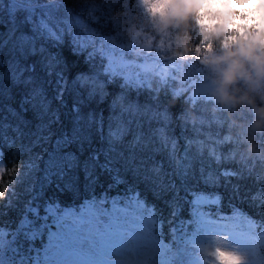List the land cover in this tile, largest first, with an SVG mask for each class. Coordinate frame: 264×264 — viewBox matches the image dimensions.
I'll use <instances>...</instances> for the list:
<instances>
[{
  "label": "trees",
  "instance_id": "trees-1",
  "mask_svg": "<svg viewBox=\"0 0 264 264\" xmlns=\"http://www.w3.org/2000/svg\"><path fill=\"white\" fill-rule=\"evenodd\" d=\"M66 3L71 6L74 0ZM76 4L86 15L103 17L106 47L115 49L116 59L169 110L177 133L182 127L202 132L205 147L215 148L216 155L226 162L223 170L229 173L227 178L209 181L183 169H177L174 176L167 174V179L126 171L119 175L101 172L90 181L57 189L50 187L46 172L41 174V153L27 133L21 140L11 129L7 136L0 131V264L34 261L39 249L28 240L30 223L26 221H34L37 208H47L58 217L76 216L86 203L98 216L101 228L113 207H117L115 215L128 225L146 216L151 220L154 237L150 238L157 243L136 264H190L203 255L197 241L203 236L201 221L205 216L216 220L230 214L256 232V254L259 264H264V197L252 196L264 187V126H253L255 107L264 105V72L256 59L240 57L252 79L241 77L230 89L236 96L250 94L255 105L223 104L209 94L214 90L205 87L213 78L217 80L213 70L219 71L218 65L206 62L209 55L246 47L264 59V16L240 11L229 0H202L198 5L202 12L164 28L156 10L171 8L173 0H76ZM260 7L253 11L258 13ZM205 18L208 23L202 22ZM185 38L189 44L186 51L181 47ZM123 39L129 43L120 46ZM56 50L69 79L86 68L83 56L73 54L70 38ZM47 84L54 98L55 76ZM4 103L7 101L0 99V104ZM2 115L0 111V118ZM197 191L217 192L218 202L197 199ZM133 218L136 220L131 221ZM153 251L162 255L148 259Z\"/></svg>",
  "mask_w": 264,
  "mask_h": 264
},
{
  "label": "snow or ice",
  "instance_id": "snow-or-ice-1",
  "mask_svg": "<svg viewBox=\"0 0 264 264\" xmlns=\"http://www.w3.org/2000/svg\"><path fill=\"white\" fill-rule=\"evenodd\" d=\"M76 8V0L71 6L66 0H0V99L7 101L0 104V131L7 136L11 129L21 140L27 133L41 153V174L57 189L101 172L167 179L183 169L209 181L227 178L226 162L205 147L203 133L187 127L177 133L169 110L106 47L103 17ZM65 38L86 64L71 79L56 50ZM54 76L53 98L47 82ZM252 196L264 197V187ZM26 223L28 240L39 249L32 264H120L123 246L97 221L37 208ZM213 254L217 264H241L223 248ZM158 255L153 251L148 259Z\"/></svg>",
  "mask_w": 264,
  "mask_h": 264
},
{
  "label": "rangeland",
  "instance_id": "rangeland-1",
  "mask_svg": "<svg viewBox=\"0 0 264 264\" xmlns=\"http://www.w3.org/2000/svg\"><path fill=\"white\" fill-rule=\"evenodd\" d=\"M76 10L82 11L79 9ZM133 39L136 38L134 37ZM126 43L129 42H127L125 39H123V41L120 40V46L125 45ZM145 66H148V64L145 63ZM221 67V65H218L219 69ZM198 70H203V68L199 67ZM213 71L217 74L219 72L218 70ZM213 79L206 83L205 87H207L208 90H214V92L210 91L209 94L217 97L216 91L218 83L217 80ZM195 196L197 197V199L203 202L213 200H216L218 202L219 198L218 193L215 191H197L195 192ZM81 205H83V207L81 208V213L77 214L76 216L81 217L86 221L91 219L98 222V216L91 211L90 204L86 203ZM120 208L122 209L121 205ZM115 209L113 207L110 218L106 221V223L103 224L102 229L107 226L115 234L116 241L123 246L122 255L120 257V264H136V260H139V257L147 254L150 249L155 247V244L157 243V241L155 240V242H153V238H150L151 235L152 237H154L152 233V222L150 219L148 220V217L146 216L145 218L147 221L145 220V218H143V220L139 219L140 222L136 221L128 225L125 220L115 215ZM234 216L235 215L230 214L228 217H223L216 220L208 219L205 216V220L201 221V224L204 228L201 231L203 236L200 237V239H197L198 244H201L202 246V248H200V252L204 255V258L203 255H198L194 260L191 261L190 264H217V261L214 258L213 254V250L217 247L235 253L238 257H240L241 264L260 263V257L256 254V242L258 239L256 238V232L250 230L247 227V224L244 225L241 221L239 222ZM133 220L135 221L136 219L133 218L131 221ZM184 254L185 253L183 252L181 253V255ZM113 259L115 260L116 257L113 256Z\"/></svg>",
  "mask_w": 264,
  "mask_h": 264
},
{
  "label": "clouds",
  "instance_id": "clouds-1",
  "mask_svg": "<svg viewBox=\"0 0 264 264\" xmlns=\"http://www.w3.org/2000/svg\"><path fill=\"white\" fill-rule=\"evenodd\" d=\"M147 3L148 0H142ZM202 0H173V6L168 9H157L159 15V22L161 27L167 28L169 25H178L186 22L190 17L199 10L198 5ZM230 3L238 6L240 11H249L253 15L264 16V0H229ZM261 5L259 12L253 10ZM202 22L208 23L207 18ZM151 44V40L148 41ZM261 43H264V37L261 38ZM181 47L188 49L189 44L187 38L181 41ZM240 57L247 59H256L260 64L261 72H264V59L254 56L250 48L242 47L238 50L225 51L222 54H213L207 57L206 62H211L215 65H223L217 75V99L223 104L231 103H247L255 105L254 98L248 94L243 93L236 96L232 93L231 86L234 85L241 77H245L249 81L252 79L251 75L246 71L243 61ZM255 111L257 119L253 122V126L260 128L264 126V105L256 106Z\"/></svg>",
  "mask_w": 264,
  "mask_h": 264
}]
</instances>
